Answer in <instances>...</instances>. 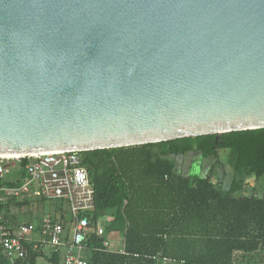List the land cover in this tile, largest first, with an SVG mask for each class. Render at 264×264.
<instances>
[{
	"label": "water",
	"instance_id": "95a60500",
	"mask_svg": "<svg viewBox=\"0 0 264 264\" xmlns=\"http://www.w3.org/2000/svg\"><path fill=\"white\" fill-rule=\"evenodd\" d=\"M264 127V0H0V156Z\"/></svg>",
	"mask_w": 264,
	"mask_h": 264
},
{
	"label": "trees",
	"instance_id": "16d2710c",
	"mask_svg": "<svg viewBox=\"0 0 264 264\" xmlns=\"http://www.w3.org/2000/svg\"><path fill=\"white\" fill-rule=\"evenodd\" d=\"M215 139L216 134H204L82 151L95 190L81 240L88 263L159 264L158 256H171L182 264H236L238 257L263 251L264 127ZM221 150H227L228 164L219 158ZM25 162H17L10 177H0V187L18 185L26 176ZM33 201L46 199L9 198L0 205V224L15 232L18 226L8 223L12 207ZM104 215L109 220L103 226ZM50 216L71 234L72 217L64 201ZM114 232L122 237L121 250L106 244ZM26 251L30 264L47 256L44 245L26 243ZM48 258L60 262L58 252ZM0 264H14L1 247Z\"/></svg>",
	"mask_w": 264,
	"mask_h": 264
},
{
	"label": "built area",
	"instance_id": "2783aa9c",
	"mask_svg": "<svg viewBox=\"0 0 264 264\" xmlns=\"http://www.w3.org/2000/svg\"><path fill=\"white\" fill-rule=\"evenodd\" d=\"M82 151H51L18 157L0 156V177L14 164L25 159L26 176L15 186L0 187V205L9 198L39 197L64 201L72 217L71 234L51 216H44L39 225L21 223L15 232L0 224V247L14 264H30L26 243L49 246L63 253V264H89L83 256V239L89 223L86 213L95 206V190L87 169L82 164ZM4 214L0 211V220ZM104 233L103 227L98 229ZM106 244L109 246L108 241ZM159 264H182L171 256H158Z\"/></svg>",
	"mask_w": 264,
	"mask_h": 264
},
{
	"label": "rangeland",
	"instance_id": "374dc122",
	"mask_svg": "<svg viewBox=\"0 0 264 264\" xmlns=\"http://www.w3.org/2000/svg\"><path fill=\"white\" fill-rule=\"evenodd\" d=\"M226 156H227V150H221L219 153V158H221L225 164H228ZM188 162H193V158L189 159ZM15 168L16 167H14V169ZM204 171L205 170H203L202 172ZM5 177L8 178L10 177V175L6 174ZM60 203H61V200H46L44 203L33 201L29 205L19 206V207L13 206L11 210L13 214L20 213L19 219L21 221H25V222L29 221V222L36 223L41 219V217L44 214H46V216H50V214L54 210V206H58ZM108 220H109V216L104 215L101 217L100 223L104 226ZM114 236H116V238L121 237L119 233L116 234L114 232V233L109 234L108 235L109 247L118 248L119 243H117L116 241H118L122 237L117 240ZM49 253H50L49 247H46L47 256L49 255ZM47 256L39 257L36 261V264H53V262H51L47 258ZM59 264H62V259H60ZM236 264H264V250L253 253L246 257H238Z\"/></svg>",
	"mask_w": 264,
	"mask_h": 264
},
{
	"label": "crops",
	"instance_id": "0c3cea01",
	"mask_svg": "<svg viewBox=\"0 0 264 264\" xmlns=\"http://www.w3.org/2000/svg\"><path fill=\"white\" fill-rule=\"evenodd\" d=\"M17 166V164H14L13 165V167H16ZM12 167V168H13ZM28 198H30V200H33L35 197H28ZM29 204H31V203H29ZM19 214L20 213H15V214H13V216L10 218V220H9V225L11 226V227H15V228H17V226H19L21 223H29V221L28 222H25V221H21L20 219H19ZM44 216H46V214H44L42 217H41V219L38 221V222H36V223H34V224H36V225H39L40 224V222H41V220H42V218L44 217ZM31 223H33V222H31ZM117 234V233H116ZM115 238H116V236H114ZM119 238H121V237H118V238H116L117 240L119 239ZM117 243H119V246H118V248H112V247H109V248H111V249H116V250H121V248H122V238L121 239H119L118 241H116ZM46 247H49V246H44V251H45V253H46ZM49 251H50V253H49V255L47 256V258L48 257H51V256H53L54 255V251L49 247ZM47 255V254H46ZM58 255H59V258L60 259H62V264H63V253L62 252H58ZM49 259V258H48ZM51 261V260H50ZM60 261V260H59ZM52 262V261H51Z\"/></svg>",
	"mask_w": 264,
	"mask_h": 264
},
{
	"label": "bare ground",
	"instance_id": "6f19581e",
	"mask_svg": "<svg viewBox=\"0 0 264 264\" xmlns=\"http://www.w3.org/2000/svg\"><path fill=\"white\" fill-rule=\"evenodd\" d=\"M6 157H18V156H22L20 154H7V155H4Z\"/></svg>",
	"mask_w": 264,
	"mask_h": 264
}]
</instances>
